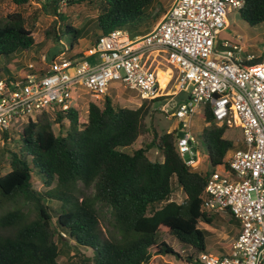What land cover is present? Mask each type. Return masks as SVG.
I'll list each match as a JSON object with an SVG mask.
<instances>
[{
  "label": "trees",
  "instance_id": "16d2710c",
  "mask_svg": "<svg viewBox=\"0 0 264 264\" xmlns=\"http://www.w3.org/2000/svg\"><path fill=\"white\" fill-rule=\"evenodd\" d=\"M13 1L21 5L26 0ZM56 1L50 0L47 7L55 11ZM156 1L100 0L97 36L114 28L145 33L140 28L151 22L149 8ZM239 15L249 25L264 24V0H244ZM63 32L74 33L70 45L81 38L69 23ZM35 44L20 12L0 21V58L28 51ZM261 59L262 55L250 63ZM162 98L140 100L136 108H129L115 105L106 95L100 104L88 105L86 121L81 122L78 112L69 108L57 111L53 121L43 111L26 122L16 148L5 150L9 169L2 172L0 168V211L5 203L15 204L0 213V264H59L61 254L67 257L62 264H148L150 250L179 257L167 242L158 241L161 233L193 248L186 262L197 264L193 259L205 252L206 231L200 222L210 224L216 214L202 209L209 171L194 170L178 154L176 129L159 133L146 123L152 104ZM202 113L206 125L201 139L213 170L228 152L244 145L223 137L230 128L214 123L208 105ZM64 120L68 122L64 134L56 135L52 124L62 127ZM148 132L149 142L127 150ZM8 136V132L1 135L4 140ZM151 148L160 153L161 160L148 158ZM34 177L47 189H35ZM174 182L185 194L180 203L169 200ZM80 183L94 192L83 193ZM19 196L31 203L33 218L16 205ZM98 201L111 205L114 234L110 236H104L99 226ZM62 235L74 243V252L64 246ZM78 247L88 248L91 254L79 252Z\"/></svg>",
  "mask_w": 264,
  "mask_h": 264
},
{
  "label": "built area",
  "instance_id": "2783aa9c",
  "mask_svg": "<svg viewBox=\"0 0 264 264\" xmlns=\"http://www.w3.org/2000/svg\"><path fill=\"white\" fill-rule=\"evenodd\" d=\"M243 6L244 0H171L141 35L131 38L126 29L114 28L81 54L68 57L65 49L39 71L0 78V133L19 125L22 129L43 111L54 116L69 108L78 111L76 103H69L79 97L77 89L93 98L87 106L99 104L113 80L134 90L140 100L168 97L172 92L160 86L151 66L152 61L166 62L175 69L167 83L189 91L188 99L170 113L181 120L183 136L176 133L175 146L183 160L197 167L196 157L184 159L185 153L195 151V138L182 121L207 105L217 126L240 127L244 145L209 171L202 195L203 210L226 212L238 221L237 236L229 253L201 252L193 263L264 264V54L251 64L256 56L243 54L241 36L219 37L229 27L227 13Z\"/></svg>",
  "mask_w": 264,
  "mask_h": 264
},
{
  "label": "rangeland",
  "instance_id": "374dc122",
  "mask_svg": "<svg viewBox=\"0 0 264 264\" xmlns=\"http://www.w3.org/2000/svg\"><path fill=\"white\" fill-rule=\"evenodd\" d=\"M50 0H26L23 4L17 5L13 0H0V21H6V16L12 12H20L24 19L25 27L32 32V36L35 40V45L30 48L28 51H18L9 54L8 58H0V78L17 76L22 77L26 72L30 70L28 67L32 64L34 68H41L53 58L60 51H66V55L69 57L71 55L75 56L78 52L83 51L93 45L94 39L98 35L99 31L96 24V16L99 13V2L100 0H60L56 1L55 11L50 7H47V3ZM171 0H157L150 6V11H152V19L147 28H140V30L149 31L156 22L161 18L163 13L169 7ZM52 6V5H51ZM227 19L229 22V27L226 28L223 32L220 33V38H233L235 35L241 36V44L243 47V54L252 53L256 57L264 54V24L249 25L244 20L240 18L239 11L232 10L227 13ZM65 23H69L73 28L79 30V36L81 37L76 41V44L72 42L73 32L67 33L63 32ZM129 36L132 38L141 33L136 31H130ZM143 34V32H142ZM58 36V37H57ZM93 41V42H92ZM45 56V61L41 60V56ZM9 68H7V66ZM152 67H155L156 71L161 70L170 75V72H174L175 69L170 64L166 62L155 63L152 61ZM165 88L172 92L168 97L162 98L154 102L151 106L152 114L151 116L146 117V123L148 126L153 125L159 133L169 132L176 128L177 132L180 130L181 120L173 117L170 113L175 110V108L181 102H185L189 97V91L187 90H177L175 85L170 83L166 84ZM79 97L76 96L70 100V104L76 103L79 107L78 115L81 122L87 120V104L89 100L93 99L85 89H77L76 92ZM112 102L115 105L121 107L136 108L140 99L138 98L137 93L132 90L122 86L119 81H111L109 83V92ZM99 104L101 103L100 101ZM50 119L53 121L54 114H49ZM182 122L187 123L188 127L184 128L185 131L191 133L195 138L193 142V147L195 151H190L185 153L184 159L190 160L196 157L198 164L197 167L191 166L194 170L197 171H211V166L207 158V152L205 144L201 139V131L206 125L203 118L202 110L197 109L187 120ZM67 120L63 121V126H59L57 123L52 124L53 131L56 135L64 134L65 128L67 127ZM21 132V126H17L16 130H10L9 136L6 140L0 137V168L2 172H6L9 169V153L6 150L15 149L16 141L19 140ZM2 135V133H0ZM223 137L232 140L238 146H242V132L240 127L230 128L227 132H224ZM151 139V132L141 136L138 140L127 150L130 152L133 148H138L144 146L145 143L149 142ZM241 148V147H240ZM147 156L150 160H161L162 157L160 153L155 148H151L147 151ZM215 168V167H214ZM213 168V169H214ZM33 187L37 190H46L45 187L37 177H34ZM79 189L83 193H93L94 190L91 187L84 188L80 183ZM18 204L23 211L27 212V215L31 218L34 217L35 212L32 210V205L28 201L26 203L22 202L23 199L21 196L18 198ZM185 199V194L182 189L177 185L176 182L173 183V193L171 194L169 200H174L178 203L182 202ZM165 201L157 204V207L162 206ZM55 205V202L52 203ZM13 203H5L3 209L0 213L5 212L7 209L14 207ZM97 209L100 212V221L99 226L102 230L104 236H110L114 234L112 228V214H111V205L107 202L98 201ZM235 220L232 215L226 212H220L215 214V218L212 223L207 224L200 222V227L206 231L205 237V252L210 253L214 256L222 255L219 251L220 244L222 240V234L226 229L232 224L231 221ZM239 225V223H238ZM64 246L70 248V252H74V243L70 240L69 237H64ZM165 241L173 249L179 253V257L172 254L159 255L154 254L153 250L151 252V258L148 264H188L186 262V256L193 252V248L189 245L184 244L178 241L174 236L161 233L158 236V241ZM61 247V245H60ZM79 252L83 254H91V251L88 248L78 247ZM67 257L64 254H61L58 257V263L62 264L65 262Z\"/></svg>",
  "mask_w": 264,
  "mask_h": 264
},
{
  "label": "crops",
  "instance_id": "0c3cea01",
  "mask_svg": "<svg viewBox=\"0 0 264 264\" xmlns=\"http://www.w3.org/2000/svg\"><path fill=\"white\" fill-rule=\"evenodd\" d=\"M98 36H96L97 38ZM95 38V39H96ZM94 39V41H95ZM93 42V41H92ZM85 49H83L84 51ZM83 51L81 52H78L75 54H81ZM72 56V55H71ZM40 69V68H39ZM167 74V73H166ZM168 75V74H167ZM243 145V144H242ZM225 213V212H224ZM220 215V212L218 213ZM228 214V213H227ZM231 225L226 229V231L222 234V237H221V241L219 242L220 244V247L219 248V251L221 252L220 254L222 255H225L227 253L230 252V246H231V242L233 241V239L237 236V233L239 231V225L238 223L235 221V220H232L231 221ZM208 253V252H207ZM210 254V253H209ZM222 255H219V256H222Z\"/></svg>",
  "mask_w": 264,
  "mask_h": 264
},
{
  "label": "bare ground",
  "instance_id": "6f19581e",
  "mask_svg": "<svg viewBox=\"0 0 264 264\" xmlns=\"http://www.w3.org/2000/svg\"><path fill=\"white\" fill-rule=\"evenodd\" d=\"M157 76L160 82V86L163 88L165 87L167 81L170 78V75L168 76L164 71L157 70Z\"/></svg>",
  "mask_w": 264,
  "mask_h": 264
},
{
  "label": "water",
  "instance_id": "95a60500",
  "mask_svg": "<svg viewBox=\"0 0 264 264\" xmlns=\"http://www.w3.org/2000/svg\"><path fill=\"white\" fill-rule=\"evenodd\" d=\"M178 136H179V137H182V136H183L182 131H179V132H178Z\"/></svg>",
  "mask_w": 264,
  "mask_h": 264
}]
</instances>
